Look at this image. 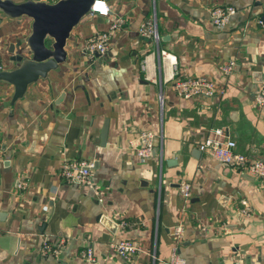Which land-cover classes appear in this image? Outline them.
<instances>
[{"label": "crops", "instance_id": "1", "mask_svg": "<svg viewBox=\"0 0 264 264\" xmlns=\"http://www.w3.org/2000/svg\"><path fill=\"white\" fill-rule=\"evenodd\" d=\"M106 1L109 14L84 17L68 60L14 105V86L0 81V264H166L178 224L187 264H264V178L199 148L226 126L238 151L264 160V105L255 101L264 83V0ZM223 5L237 13L220 28L210 11ZM155 16L159 41L141 32ZM119 20L108 51L91 57L87 40ZM30 31L29 18L0 13L1 68L17 66L10 48L18 51ZM161 50L177 57L176 67ZM196 76L220 91L184 98L174 90L176 80ZM145 130L156 135L148 158L134 148ZM75 159L94 162L91 184L63 178ZM182 181L192 185L187 202ZM242 198L251 215L240 214ZM121 239L142 251L124 259L113 247ZM45 242L60 243L61 253L43 254ZM88 248L94 261L83 257Z\"/></svg>", "mask_w": 264, "mask_h": 264}, {"label": "built area", "instance_id": "2", "mask_svg": "<svg viewBox=\"0 0 264 264\" xmlns=\"http://www.w3.org/2000/svg\"><path fill=\"white\" fill-rule=\"evenodd\" d=\"M55 2L57 0H46ZM90 13H99L102 15L109 14V6L106 0H96L91 8ZM211 20L213 24L220 28L226 27L232 16L237 13V8L233 5H223L211 8ZM124 20H119L116 24L112 25L111 30L101 32L87 40L85 50L94 58L95 54H105L109 49V43L113 32L123 24ZM141 32L144 36L154 38L159 41L160 36L157 29V18L146 22L141 27ZM163 59H169L171 64L176 67L177 57L170 54L166 50H161ZM236 65L235 60L222 67L223 72L229 74L233 71ZM174 73L173 76L174 77ZM174 90L184 98H191L193 96H214L220 91L217 83L205 76L187 77L176 80L173 83ZM162 101V98H161ZM256 104L264 105V83L260 86L256 96ZM155 133L151 130L142 131L134 146L137 154L142 158H148L153 155L155 150ZM237 141L230 135L229 127H217L213 133L207 135L200 143V150L209 153L213 158L233 167H237L244 172L258 177L264 178V160L251 159L246 153L237 150ZM3 159V148L0 142V161ZM94 162L75 159L67 162L63 166V178L72 183L91 184L92 169ZM20 188H25V185L19 183ZM192 185L189 181L181 182V194L185 202L191 197ZM252 207L247 198L240 200L239 212L241 215L248 216L252 214ZM122 225H127L123 222ZM185 229L182 224H178L174 228L175 243L171 252L170 258L166 264H187V259L183 257L179 251V245L182 243ZM62 245L58 243L53 245L50 242L43 244V254L59 255L61 253ZM116 252L124 259L130 260L137 253L142 251V248L135 241L131 239H121L113 244ZM83 257L88 261H94V253L92 248H88L83 252Z\"/></svg>", "mask_w": 264, "mask_h": 264}, {"label": "water", "instance_id": "3", "mask_svg": "<svg viewBox=\"0 0 264 264\" xmlns=\"http://www.w3.org/2000/svg\"><path fill=\"white\" fill-rule=\"evenodd\" d=\"M96 0H0V13L11 19L29 18L31 31L19 42V50L12 44L13 69L0 67V81L14 86L11 104L23 98L31 84L47 78L68 60L67 44L81 20L91 12ZM52 40V41H51ZM99 55V53H97ZM60 101V100H58ZM108 121L102 131V145L106 144ZM102 222L117 225L107 217Z\"/></svg>", "mask_w": 264, "mask_h": 264}]
</instances>
